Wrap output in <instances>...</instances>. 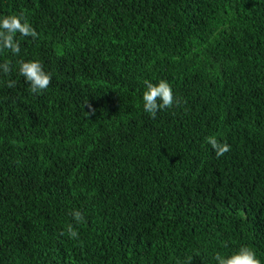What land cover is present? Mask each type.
<instances>
[{
	"label": "trees",
	"instance_id": "16d2710c",
	"mask_svg": "<svg viewBox=\"0 0 264 264\" xmlns=\"http://www.w3.org/2000/svg\"><path fill=\"white\" fill-rule=\"evenodd\" d=\"M21 12L39 37L0 51V264H216L241 246L264 264V0H0ZM28 60L52 75L42 93ZM161 79L179 103L153 119L143 82Z\"/></svg>",
	"mask_w": 264,
	"mask_h": 264
},
{
	"label": "clouds",
	"instance_id": "9594fccd",
	"mask_svg": "<svg viewBox=\"0 0 264 264\" xmlns=\"http://www.w3.org/2000/svg\"><path fill=\"white\" fill-rule=\"evenodd\" d=\"M17 33L22 37H31L33 40L39 37V33L29 23L23 12L0 17V51L8 50L13 55L20 53V41L16 39ZM0 70L5 75L10 74L12 71L11 61L6 60L0 63ZM18 71L28 83L30 91L34 94H39L46 90L52 80L51 73L44 70L39 60L21 61ZM143 83L145 85L142 95L143 109L151 118L154 119L157 112L171 109L179 103L178 99L174 96L172 85L167 80L161 79L156 83L145 80ZM14 86V80L7 82V87L11 88ZM206 140L214 150L217 158L231 150L229 144L226 142L221 143L214 136H209ZM70 214L77 223L84 222V216L80 210H73ZM63 234L61 233V235ZM67 234L72 239H77L79 235L72 225L67 226ZM192 259L193 256H187L184 264H191ZM214 259L216 264H261L256 252L249 246H241L237 251L227 256L217 253Z\"/></svg>",
	"mask_w": 264,
	"mask_h": 264
}]
</instances>
